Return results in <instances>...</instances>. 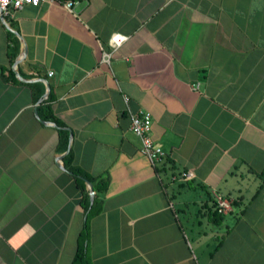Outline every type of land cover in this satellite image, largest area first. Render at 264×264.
<instances>
[{
	"label": "crops",
	"instance_id": "crops-1",
	"mask_svg": "<svg viewBox=\"0 0 264 264\" xmlns=\"http://www.w3.org/2000/svg\"><path fill=\"white\" fill-rule=\"evenodd\" d=\"M127 108L151 113L161 162ZM68 152L108 179L90 216ZM181 171L194 176L170 178ZM214 191L232 199L217 221ZM83 241L89 264H264V0L42 2L0 17V264H74Z\"/></svg>",
	"mask_w": 264,
	"mask_h": 264
},
{
	"label": "built area",
	"instance_id": "built-area-1",
	"mask_svg": "<svg viewBox=\"0 0 264 264\" xmlns=\"http://www.w3.org/2000/svg\"><path fill=\"white\" fill-rule=\"evenodd\" d=\"M42 2H61L68 10L72 11V6L76 0H7V3H4V0H0V17H11L14 11L21 9L25 5L38 6ZM127 39L128 35L119 32L111 35L109 39V49L103 51L101 61H109L112 53ZM49 74H52V72H49ZM124 100L127 102L128 97L124 96ZM127 110L130 120L129 128L140 141V151L151 163L156 164L161 162L165 152L151 137V113L143 108H139L136 111H131L129 108H127ZM193 176L191 171H181L171 174L170 178L172 180H188ZM213 202L215 210L220 214H225L232 209V199L219 191L213 192Z\"/></svg>",
	"mask_w": 264,
	"mask_h": 264
},
{
	"label": "trees",
	"instance_id": "trees-1",
	"mask_svg": "<svg viewBox=\"0 0 264 264\" xmlns=\"http://www.w3.org/2000/svg\"><path fill=\"white\" fill-rule=\"evenodd\" d=\"M41 109H42V107H41ZM42 111L45 112V114L42 113ZM41 116L45 120L54 122L55 124H57L59 126L63 125V123L61 121H59L53 115L52 110H51L50 106H48V105H46L41 110ZM58 133H59V150H61V149L64 150L67 147L68 131L66 129H58ZM64 161H65L66 167H68L71 170V172L74 174V176H78V175L80 176V179L78 180V185H79V188H80L81 193H82L81 203H82V206L84 209H87L89 207V196H88L87 190L85 189L83 178H86V179L91 181L95 195H94L93 203L90 206L88 216L97 213L101 208V203H100L101 196L100 195H102L104 193V191L107 187L108 179L106 177H104V178H101V179L95 181V178L93 176L88 175L86 172L82 171L79 167L72 165L70 152H68V154L65 155ZM211 214H212L213 221H217L220 218V216L222 215V214L218 213L215 210V208H214V210H212ZM83 234H81L80 239H82L83 237H87L86 236V227H85V231H83ZM73 261H74V264H89L87 261L85 252H84V241L79 242V244L77 246V250H76L74 258H73Z\"/></svg>",
	"mask_w": 264,
	"mask_h": 264
},
{
	"label": "water",
	"instance_id": "water-1",
	"mask_svg": "<svg viewBox=\"0 0 264 264\" xmlns=\"http://www.w3.org/2000/svg\"><path fill=\"white\" fill-rule=\"evenodd\" d=\"M1 18H3L4 19V17H2L1 16ZM53 126H58V125H56L54 122H51V121H49ZM71 134V133H70ZM59 159L61 160L62 159V155L61 156H59ZM63 166V165H62ZM85 183L87 184V186H88V189H89V196H90V200H91V202L93 201V198H94V189H93V185H92V183H91V181L90 180H88V179H85Z\"/></svg>",
	"mask_w": 264,
	"mask_h": 264
},
{
	"label": "clouds",
	"instance_id": "clouds-1",
	"mask_svg": "<svg viewBox=\"0 0 264 264\" xmlns=\"http://www.w3.org/2000/svg\"><path fill=\"white\" fill-rule=\"evenodd\" d=\"M4 3H7V0H4Z\"/></svg>",
	"mask_w": 264,
	"mask_h": 264
}]
</instances>
